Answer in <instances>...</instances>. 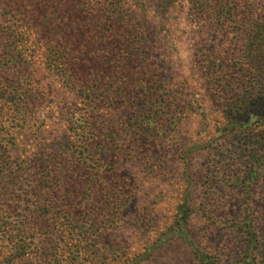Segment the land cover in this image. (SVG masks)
Returning <instances> with one entry per match:
<instances>
[{
  "label": "rangeland",
  "instance_id": "obj_1",
  "mask_svg": "<svg viewBox=\"0 0 264 264\" xmlns=\"http://www.w3.org/2000/svg\"><path fill=\"white\" fill-rule=\"evenodd\" d=\"M125 6L141 23L131 48L135 57L121 60L127 68L119 65L116 71L105 73L99 122L109 136L114 135L106 142L114 143L117 151L122 148L117 145L132 142L140 132L126 124L130 112L127 104L122 107L121 97L133 90L142 91L144 96H162V104H153L163 108L162 119L155 116V108L145 112L156 123L150 126V134H143L146 144L142 154L123 157L119 152L114 162L106 155L109 160L101 171L111 191L97 204L91 205L81 193L87 190L85 177L80 178L81 189L73 182L68 184L75 188L74 195L80 192L78 199L69 201L63 196L45 197L46 184L30 188L4 179L0 185V264H12L18 257L11 250V237L20 234L26 241L17 227L26 216L29 220L35 217L26 211L31 204L42 209L44 205L57 207L49 212L54 216H62L66 211L63 206L75 211L66 219L76 223H70V229L61 228L58 239L46 234L48 213L46 220L36 223L42 229L36 245H46L45 255L56 249L53 253L58 254V262L80 253L94 264H264V73L258 72L256 77L244 73L242 78V73L233 74L231 95L210 90L196 54L205 45L210 51L231 46L235 58V51L240 50L236 32L225 35L192 25L186 0H126ZM5 24L0 18V25ZM43 55L40 51L30 64L31 75L21 73L26 67L19 69V75L25 76L26 91L47 96L43 105L35 103L40 107L29 117L26 131L12 130L15 135L8 141L14 144L9 146L13 162L25 157L31 164L47 165L44 154L51 147L76 151L79 144L74 134L65 138L63 122L74 116L89 118L86 110L75 115L74 110L83 107L66 93L58 73L48 69ZM235 62L240 69V61ZM127 69L129 74L124 72ZM17 70L2 69L0 77L18 75ZM3 104L0 102V107ZM10 108L14 106L6 105ZM64 109L69 114H61ZM235 111L239 115L232 120L228 113ZM0 138L6 139V133L1 132ZM2 144L7 147L8 142ZM57 154L53 156L57 162L63 160L61 163L70 157ZM68 160L73 180L82 175V167L91 165L88 157L86 160L78 153ZM89 206L107 207L104 220L109 219V226L92 219Z\"/></svg>",
  "mask_w": 264,
  "mask_h": 264
},
{
  "label": "trees",
  "instance_id": "obj_2",
  "mask_svg": "<svg viewBox=\"0 0 264 264\" xmlns=\"http://www.w3.org/2000/svg\"><path fill=\"white\" fill-rule=\"evenodd\" d=\"M125 1L0 0V18L6 23L0 25V70L18 69L19 75V69L26 67L27 70L23 69L21 73L27 72L31 75L30 64L35 61L39 52L43 51V59L49 66L48 69L56 70L61 78L63 89L83 107L75 110L67 109L74 110L75 115L78 111H89L88 119L84 116L78 118L74 116L63 122L62 130L66 134L65 138L68 134H71L70 136L74 134L76 144H79L76 151L70 152L64 151V148L51 147V150L44 154V157L49 160L47 165L31 164L30 161H24L25 157H18L17 162H13L9 149L12 143L8 141L10 136L15 135L12 130L26 131L30 122L29 117H32V113L37 114L40 107L35 103L43 105L47 95L44 93L35 95L32 91H26L27 89L23 88L24 74L20 73L18 76L10 73L8 79L0 77V102L4 103L0 107V133L5 132L7 135L6 139L0 138V185L4 179H11V183L16 181L18 185L26 184L30 188L46 184L48 193H44L45 197L47 195L63 196L64 200L69 201L73 198L78 199L80 192L74 195L75 188L68 184L73 182L77 184L78 189H81L80 178L85 177V180H88L87 190L83 187L84 190L81 193L88 197L92 202L91 205H94L99 202L98 200L108 198L111 191V188L105 185L107 176L101 171L104 162L109 160L105 158L106 155H109L114 162L115 154L119 152L124 153H122L123 157L125 154L127 156L133 153L142 154L146 144V141L142 139L143 134L148 132L150 134V126L156 123L145 112H151L152 108H155V116L159 114L161 118L163 108L159 109L156 105L164 102L162 96L154 97L155 93L144 96L140 90H135L137 93L134 94L133 90L129 96L121 97L122 102L125 103L122 107L127 104L130 112L126 124L135 127L140 133H136L134 140L128 142L127 146L117 145L122 147L120 151H117V147H113L114 143L106 142L114 135L109 136L107 133L109 131L104 129L102 122H99L98 115V112L100 113L103 109L102 85L105 73L116 71L119 65L127 68L121 60L125 57H135L131 48L135 45L134 34L140 29L141 23L137 22L134 12L125 6ZM186 2L189 6V20L192 25L209 27V30H216L225 35L236 32L239 37V39L236 37V45L240 48L239 51H235L236 59L231 46L210 51L205 45L196 54L203 78L211 86L210 90L218 89L220 94L231 95L229 89L231 90L233 86L230 84L233 74L242 73V78L245 77L244 73L253 77H256L258 72L264 73V0H186ZM246 46L248 48L243 52ZM238 54H240L239 58H237ZM245 55L249 59H246ZM243 60H250V62L243 63ZM235 61H240V69L234 66ZM124 72L129 74L130 70L127 69ZM131 94H134V97ZM148 99L151 100L148 101ZM8 104L14 106V109H6ZM26 104L29 106H25ZM153 104L156 105L153 106ZM111 106L114 107V103ZM64 112L69 114L65 109L61 114ZM228 114L231 115L232 120L239 115L237 111ZM131 121L133 124L129 123ZM7 124L8 127H6ZM136 136L141 140H138ZM5 142H8L7 147L2 144ZM169 149L172 148L169 147ZM58 152L60 154H57ZM75 153L85 155L86 160L88 157L91 165L82 167V175L73 180L74 173L70 171L72 166L68 159H71ZM145 153L148 151L145 150ZM53 154L60 156L69 154L70 157L61 163L63 160L57 162ZM55 161L57 163H54ZM24 164L26 168L22 166ZM43 209L35 204L26 207V211L33 212L35 217L34 219L30 217L29 220L26 216V220L21 221L17 227L18 231L26 235V241H22L20 234L11 237V239L14 237L11 250H15L18 256L12 264H94L93 260L81 258L80 253L75 256L71 253L65 261L58 262V254L53 253L56 250L54 248L49 249V254L45 255L48 250L46 245L41 243L36 245L35 242L42 230L39 224H36L38 220H46L47 213L51 216L44 225L46 234L55 239L61 238L57 236L63 233L61 228L70 229L76 221L66 219L69 214L75 212L72 207L63 206L66 211L62 216L49 213L57 207L44 205ZM87 209L92 213V219L101 221L106 227L109 226V219L104 220L108 216L107 207L92 206L91 208L89 206ZM18 239L21 240L18 241Z\"/></svg>",
  "mask_w": 264,
  "mask_h": 264
}]
</instances>
